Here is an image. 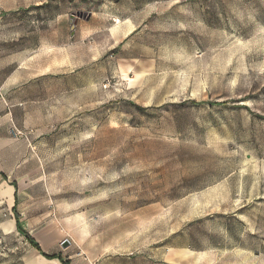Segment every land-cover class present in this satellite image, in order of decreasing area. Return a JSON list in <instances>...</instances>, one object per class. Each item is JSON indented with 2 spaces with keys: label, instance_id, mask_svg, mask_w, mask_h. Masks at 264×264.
Here are the masks:
<instances>
[{
  "label": "rangeland",
  "instance_id": "rangeland-1",
  "mask_svg": "<svg viewBox=\"0 0 264 264\" xmlns=\"http://www.w3.org/2000/svg\"><path fill=\"white\" fill-rule=\"evenodd\" d=\"M0 55V264H264V0H0Z\"/></svg>",
  "mask_w": 264,
  "mask_h": 264
},
{
  "label": "crops",
  "instance_id": "crops-1",
  "mask_svg": "<svg viewBox=\"0 0 264 264\" xmlns=\"http://www.w3.org/2000/svg\"><path fill=\"white\" fill-rule=\"evenodd\" d=\"M9 67V64H5L2 55H0V90L2 87V92L7 93L9 91H17L20 87H18L21 84V69L19 68L17 69L16 72L10 74V76L5 77L3 76L4 70L6 68ZM15 89V90H14ZM23 105V104H21ZM16 188H17V183L14 182L13 183ZM13 197H11V201H13L12 199ZM15 202L17 203V196L15 194ZM16 205V204H15ZM10 225V223H8ZM46 254H48L46 252ZM56 254V253H53ZM53 254H48V255H53ZM59 255V257H55V258H49L48 256H46L45 254H43L42 256V261L40 263L42 264H47V263H52V264H64L65 260L69 261V264H72V260L70 259H65L63 258L59 253H57ZM32 264H38L36 261H33Z\"/></svg>",
  "mask_w": 264,
  "mask_h": 264
},
{
  "label": "trees",
  "instance_id": "trees-1",
  "mask_svg": "<svg viewBox=\"0 0 264 264\" xmlns=\"http://www.w3.org/2000/svg\"><path fill=\"white\" fill-rule=\"evenodd\" d=\"M14 209L16 210V205L14 206ZM19 217H20V216L17 215V225H18V227H19L22 231H24V233H25L27 239H29V240L33 243V245H34L38 250H40L41 252H43V250H42L40 244L35 240V238H34V237H33L28 231H26L24 228H22L21 223H20V220H19ZM43 254H45V255L48 256L49 258L59 257L58 254L48 255V254H46L45 252H43ZM64 264H69V261H68V260H65Z\"/></svg>",
  "mask_w": 264,
  "mask_h": 264
},
{
  "label": "water",
  "instance_id": "water-1",
  "mask_svg": "<svg viewBox=\"0 0 264 264\" xmlns=\"http://www.w3.org/2000/svg\"><path fill=\"white\" fill-rule=\"evenodd\" d=\"M70 244V241L68 239H65L63 242H62V245L64 247H67L68 245Z\"/></svg>",
  "mask_w": 264,
  "mask_h": 264
}]
</instances>
